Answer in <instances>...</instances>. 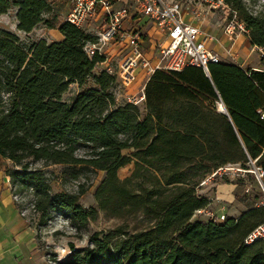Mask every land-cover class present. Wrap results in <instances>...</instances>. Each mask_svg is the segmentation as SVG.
<instances>
[{
    "label": "trees",
    "instance_id": "16d2710c",
    "mask_svg": "<svg viewBox=\"0 0 264 264\" xmlns=\"http://www.w3.org/2000/svg\"><path fill=\"white\" fill-rule=\"evenodd\" d=\"M226 1L252 44L264 49V7ZM11 7L20 30L45 26L63 34L26 46L0 26V156L11 162L6 172L14 192L33 190L39 226L60 213L81 231L97 211L80 201L86 188L53 192L46 171L34 164H62L75 177L83 168L103 171L95 194L100 208L150 219L134 231L90 232L88 247L72 242L57 263L264 264V241L244 243L264 221L263 202L221 222L193 219L210 203L198 192L208 173L228 163L250 168V158L264 169V68L223 60L208 64L210 75L192 64L158 67L144 89L142 116L135 101L118 100L116 73L95 71L106 59L86 50L96 34L60 18L52 0H0V16ZM73 83L80 90L64 99ZM221 100L229 114L218 109ZM132 161L135 169L122 179L119 169Z\"/></svg>",
    "mask_w": 264,
    "mask_h": 264
},
{
    "label": "rangeland",
    "instance_id": "374dc122",
    "mask_svg": "<svg viewBox=\"0 0 264 264\" xmlns=\"http://www.w3.org/2000/svg\"><path fill=\"white\" fill-rule=\"evenodd\" d=\"M55 7L60 13V18H65L67 11L73 6L74 0H52ZM184 6V8L189 12L188 15H192V10L198 7L201 11V16H196L197 19H203V27L208 30H214L215 34V44L219 48L222 44V48H219L220 56L223 61L234 62L237 64L245 63L254 64L256 66H262L264 68V59L261 50L254 49L252 51V42L248 37H244L240 48L234 50L236 53V58L234 55L228 52L229 45L225 44L224 32L226 27V21L222 12L212 13L209 9V2L207 0H178ZM248 4L253 9H261L263 6L262 0H247ZM209 11H207L208 9ZM145 19H142L144 22ZM145 25L141 27L143 33V47L151 57L152 63H156L158 59V54L160 51V43H164L167 39V34L162 32L157 33V30L152 31V23L147 21ZM18 19L16 16V8L11 7L10 10L0 16V26L17 33L21 39L24 41L26 46H30L33 42L39 40L42 37L47 38L49 41L55 39L53 32H49L48 29L44 27H37L36 29L25 32L18 28ZM100 25V21H97L93 26L97 28ZM131 25V23H129ZM242 38V36H240ZM241 38L239 42H241ZM252 51V52H251ZM107 61L99 63L95 71L99 72L107 65L115 66L117 62L121 59L122 54L121 50L116 48L108 51ZM253 68V67H251ZM261 68V69H263ZM149 72L143 69L135 82L130 85H123L118 87L117 97L120 102L135 100L143 94V90L146 87L147 81L149 79ZM92 84V82H90ZM80 87L77 83H73L70 89L64 93L63 98L69 99L73 94L78 92ZM145 100V99H144ZM144 100L138 101L136 103L139 106L140 113L142 116H145L148 113V108L144 103ZM220 101H218L219 109ZM133 149H125L126 154H131ZM11 165V162L7 163ZM36 167H40L46 171L50 182L52 184V191H78L81 186L86 188V192L82 194L80 201L87 208H95L96 215L94 218H91L89 222L88 229L83 228L81 231L75 229L69 219L63 214L57 213L47 224L39 226L43 232L45 239L44 241L49 245V255L51 257H64L68 254L71 249V243L73 242L76 247H88L91 243L89 240L90 232L99 231L105 232L109 229L116 228L118 226H123L130 231L140 229L145 227L150 222L149 217L133 213L127 215H111L107 213L105 209L100 208L99 202L96 199V191L100 186L104 173L103 171H94L92 169L83 168L79 176L75 177L70 170H67L62 164H45L43 161H39L34 164ZM225 169H222L221 172L217 173L214 176H211L213 172L211 171L201 180L200 186L198 187V192L204 196L209 197L210 203L205 207V211L199 214L194 213L193 219H211V214L215 217H220L221 214L225 213L227 216L238 215V210L244 205L264 203V189L256 178L255 173L252 171H243L237 167H241L239 163H228L224 165ZM243 168V167H241ZM135 169L134 161L122 166L119 169V176L122 179L130 176ZM194 172V171H193ZM209 176H211L205 183ZM237 183L238 185L235 188V194L237 199L234 201L219 200L216 198V192L218 184L223 183ZM131 186H136V180L129 182ZM247 187L250 188L247 191ZM21 194V193H20ZM22 196V206L30 207L28 215H30L32 220L39 222L40 212L34 210L31 206L34 202V192L32 189L25 191L21 194ZM210 214H207L208 212ZM242 212V211H241ZM58 264V263H56Z\"/></svg>",
    "mask_w": 264,
    "mask_h": 264
},
{
    "label": "built area",
    "instance_id": "2783aa9c",
    "mask_svg": "<svg viewBox=\"0 0 264 264\" xmlns=\"http://www.w3.org/2000/svg\"><path fill=\"white\" fill-rule=\"evenodd\" d=\"M118 0H74L73 6L66 15V19L76 24L78 27L86 29L88 32L97 35V40L88 42L86 50L90 56L96 53L105 54L116 48L121 50L122 57L115 66L107 65L110 72L118 76V87L130 85L138 78L139 72L145 69L151 75L158 68H168L181 70L186 65L202 66L206 71L209 70L208 64L212 61L222 60L219 51L211 48L210 43L214 39L213 35L205 32L198 22L187 19L188 11L178 0H133L136 11H133L127 4L117 6ZM212 13L222 12L226 21L225 34L227 38L235 43L238 36L248 33L245 23L238 18L237 10L226 0H207ZM263 6H264V0ZM200 9L196 7L192 10L193 16H200ZM142 19H145L142 22ZM94 21H100L97 28L93 26ZM147 21L152 23V27L163 34H167L164 43H160V51L156 63H152L151 57L143 47V27ZM131 22V25L128 24ZM264 55V49L257 46ZM228 52L230 50L228 49ZM149 75V76H150ZM145 99V92L140 99H133L138 103ZM131 100V99H130ZM264 117V112L262 114ZM258 158H250L249 167L241 168L243 171H252L264 189V169L256 161ZM226 167H218L211 176L221 172ZM209 176L203 183H205ZM250 188L247 187V191ZM15 199L22 202L20 193H15ZM31 206L36 211L33 202ZM30 207L23 206L22 213L29 212ZM205 208L195 211L196 214L204 212ZM210 214L209 211L206 212ZM211 219L221 222L226 219L223 213L220 217L211 214ZM264 241V221L255 226L245 237L244 243L251 244L255 241ZM71 251V249H70ZM69 251V252H70ZM67 255V254H66ZM64 255V257L66 256ZM50 261L56 264L64 257H51Z\"/></svg>",
    "mask_w": 264,
    "mask_h": 264
},
{
    "label": "crops",
    "instance_id": "0c3cea01",
    "mask_svg": "<svg viewBox=\"0 0 264 264\" xmlns=\"http://www.w3.org/2000/svg\"><path fill=\"white\" fill-rule=\"evenodd\" d=\"M124 4L129 5L133 11H136L133 0H118L116 2L117 6ZM209 9L207 11H209ZM188 13V20L198 22L205 32L213 35L214 39L210 43V46L211 48L220 51L219 48H222L224 45L222 44L219 48L216 46L215 34L213 33L214 30H208L203 27L204 18L196 20L194 16L188 15ZM201 14L202 13L200 12V16ZM96 22L97 21H94L92 25H94ZM129 23L131 22H128V24ZM40 27H44L48 29L49 32H53L55 35L54 40L63 38V34L58 29L47 28L45 26ZM154 29L155 27L152 28V31ZM157 33L160 32L157 30ZM240 36H242V38ZM244 37L249 38L247 33H242L238 36L236 42L232 43L224 32V38L226 39L225 44L229 45V53L234 55V59L236 58V53H234L233 49L237 50L240 48ZM240 38L241 42H239ZM254 49L259 48L257 45L252 44V51ZM244 64L245 63H242L241 65L245 68H263L262 66L260 67L254 64H247L246 66ZM141 71L142 69L140 72ZM9 162V159H4L0 156V264H53L51 263L48 254L49 249L47 247L49 245L44 241L45 237L41 234L43 231L41 228H39L38 222L32 220L28 213L23 214V206L21 205V202L15 199V192L11 184L10 176L6 172V166ZM237 185V183L233 182L223 184L219 183L217 187L216 198L227 201L236 200L237 195L233 191H235ZM255 205L256 204L243 205L241 209L238 210V215L241 213V211L247 210L251 207H254Z\"/></svg>",
    "mask_w": 264,
    "mask_h": 264
},
{
    "label": "water",
    "instance_id": "95a60500",
    "mask_svg": "<svg viewBox=\"0 0 264 264\" xmlns=\"http://www.w3.org/2000/svg\"><path fill=\"white\" fill-rule=\"evenodd\" d=\"M207 73H208V75H210L209 70L207 71ZM219 110L229 114L228 108L226 107L223 100L220 101Z\"/></svg>",
    "mask_w": 264,
    "mask_h": 264
}]
</instances>
